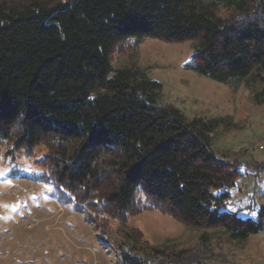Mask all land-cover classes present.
<instances>
[{
  "label": "trees",
  "instance_id": "16d2710c",
  "mask_svg": "<svg viewBox=\"0 0 264 264\" xmlns=\"http://www.w3.org/2000/svg\"><path fill=\"white\" fill-rule=\"evenodd\" d=\"M149 38L192 42L189 68L264 105V0H0V142L30 157L45 146L39 179L104 233L158 210L233 241L264 234V194L253 217L224 210L246 165L264 173L215 155L212 134L231 121L189 119L147 70L112 67ZM123 231L110 236L117 264H203Z\"/></svg>",
  "mask_w": 264,
  "mask_h": 264
},
{
  "label": "rangeland",
  "instance_id": "374dc122",
  "mask_svg": "<svg viewBox=\"0 0 264 264\" xmlns=\"http://www.w3.org/2000/svg\"><path fill=\"white\" fill-rule=\"evenodd\" d=\"M128 45L115 54L114 69L136 65L147 70L162 84L161 102L174 105L189 119L231 121L212 134L217 157L244 164L264 161V105L255 103L246 86L235 89L189 68L192 42L149 38ZM13 147L0 142V264H117L121 250L110 236L121 228L124 233L136 230L143 246L195 251L203 264H264V234L233 241L223 229L188 226L158 210L132 215L124 225L110 219L109 233H104L86 222L73 202L61 200L52 184L39 179L43 169L38 160L47 154L45 146L31 157ZM243 172L224 210H238L246 218L263 203L264 173H256L249 164ZM124 251L130 248L125 246Z\"/></svg>",
  "mask_w": 264,
  "mask_h": 264
}]
</instances>
